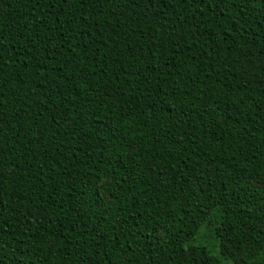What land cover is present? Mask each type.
I'll list each match as a JSON object with an SVG mask.
<instances>
[{"label": "trees", "instance_id": "obj_1", "mask_svg": "<svg viewBox=\"0 0 264 264\" xmlns=\"http://www.w3.org/2000/svg\"><path fill=\"white\" fill-rule=\"evenodd\" d=\"M0 264H264V0H0Z\"/></svg>", "mask_w": 264, "mask_h": 264}]
</instances>
